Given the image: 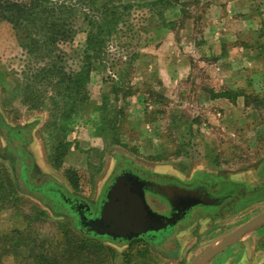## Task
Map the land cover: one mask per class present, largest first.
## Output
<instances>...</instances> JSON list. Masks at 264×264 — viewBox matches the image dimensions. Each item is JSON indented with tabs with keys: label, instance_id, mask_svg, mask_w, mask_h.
I'll return each mask as SVG.
<instances>
[{
	"label": "rangeland",
	"instance_id": "rangeland-1",
	"mask_svg": "<svg viewBox=\"0 0 264 264\" xmlns=\"http://www.w3.org/2000/svg\"><path fill=\"white\" fill-rule=\"evenodd\" d=\"M50 2L55 8L51 6L47 16L42 11L43 17L62 18L70 35L53 46L44 43L42 50L41 41L36 50L25 46L33 17L18 26L17 21L0 19V235L26 223L45 238H60L69 228L78 233L72 213L56 211L51 204L61 195L49 193L54 201L35 187L55 181L68 194L97 205L124 163L183 178L202 171L207 176L247 179L252 185L264 182V89L243 94L246 88L239 83L250 73L217 72L201 55L203 45L192 34L196 31L190 33L192 25L184 22L187 15L199 17L202 4L197 0ZM39 32L42 38L46 29L43 32L41 26ZM96 38L103 43L96 44ZM186 54L198 69L183 70ZM76 78L82 81L81 86L76 84L79 94L87 96L84 100L73 99ZM17 127L24 129L25 143L13 135L11 128ZM60 142L69 143L64 155ZM19 147L24 148L21 159L25 155L30 168L27 185L19 175ZM4 168L14 187L9 186ZM262 211L264 202L250 205L242 216L217 223L214 227L219 230L199 235L209 224L200 221L197 232H174L160 247L143 238L107 242L116 250L108 261L190 264L203 246ZM166 232L170 231L162 235ZM244 255L247 263L254 264L251 249Z\"/></svg>",
	"mask_w": 264,
	"mask_h": 264
},
{
	"label": "crops",
	"instance_id": "crops-1",
	"mask_svg": "<svg viewBox=\"0 0 264 264\" xmlns=\"http://www.w3.org/2000/svg\"><path fill=\"white\" fill-rule=\"evenodd\" d=\"M197 2L203 5L204 10L199 17L187 15L184 24L192 25L188 27L190 33L196 31L192 34L198 39L197 44L203 45L201 55L208 59V63L214 64L217 72L223 69L229 75L250 73L248 80L244 79L242 83H239L242 85L240 87L246 88L243 94H259L256 89H264V0H197ZM178 10L182 13V9ZM186 56L188 61L187 64H183V70L188 73L192 69H198L197 64L191 63L189 55L186 54ZM247 210L248 208L228 219H236ZM260 213H255L243 224ZM219 222L222 221H214L200 230L197 228L198 234L219 230L214 227ZM28 225L26 223L19 228L24 229ZM237 226L231 232L240 227ZM195 231L196 229L192 228L185 233L191 234ZM209 233L207 235H210ZM214 244L203 246L199 253ZM247 249H251L253 253L250 259L254 264H264V261L260 262V259L264 257V221L239 234L231 243L225 245L202 264H249L244 255ZM13 260L19 264L15 256L5 255L2 258V264L13 263Z\"/></svg>",
	"mask_w": 264,
	"mask_h": 264
},
{
	"label": "trees",
	"instance_id": "trees-1",
	"mask_svg": "<svg viewBox=\"0 0 264 264\" xmlns=\"http://www.w3.org/2000/svg\"><path fill=\"white\" fill-rule=\"evenodd\" d=\"M51 6H53L52 8H55L50 0H31V2L22 0H0V19L2 18L1 16H3L9 21H17L16 26H18L19 24H22L24 20L33 17V27L30 29L31 31L26 34L24 33L25 46L31 50H36L41 41L42 44L40 45V50H42L44 49L42 48L44 43L53 46L59 40L67 38L70 35V30L67 27L68 22L66 25V23L63 22L62 18L56 17L55 12H52L51 15L55 16L56 19L49 16L46 17L48 15L47 12L51 10ZM42 11H46V18L43 17ZM41 26L43 32L46 29V32H44L45 36L42 35V38L39 32ZM94 41L96 42V44L103 43V40H101L100 38H96ZM76 82L79 83V86L82 85L81 79L76 78L73 99L75 101H77L78 99H86L87 96L85 95V93L79 94L80 92L78 90L80 89ZM11 129L14 130L12 131V133L15 138L18 140L23 139V143H25L22 132V130L24 129L22 127ZM59 147H61L62 149L61 155H64V150L67 151L69 143L60 142ZM8 151L10 153L14 152V150L12 149H8ZM23 152L24 148H17L18 158H20L21 172H24L25 167H29V165H27L24 160L21 159ZM24 157L26 156L24 155ZM16 163L17 162L13 163L15 167ZM4 171L7 173L6 180L9 183V186L14 187L15 183L12 175L6 168H4ZM70 178L74 180L75 175H71ZM29 186H31V184H29ZM35 188L42 191L45 190L43 192L44 195L48 194V192L55 193L47 185H40ZM14 190H12V194L15 193ZM50 196L54 200L53 195ZM6 197L7 196L5 194L2 199ZM51 204L56 211H62L68 214L72 213L68 205H66L62 199H56V202ZM76 228L78 229V233H76L72 228H69L63 231L62 237L60 238L42 237L41 234L33 230V227L30 224L24 229L17 228L11 230L10 232L4 233L0 235V264H2V258L5 255L15 256L19 264H112L108 260H110L109 258L113 256L116 250L112 245L107 244V242L113 244L129 242L125 240L121 241L117 239L98 236L92 233H87L84 228H81L79 226H76ZM171 234V232H169V234L168 232H166L165 234H163V238L160 236L155 239H153L152 237L148 238L147 235L146 237H143V239L146 240L147 238V242L152 243L156 247H160L162 246V242L166 240V238L171 236ZM160 235H162V233H160ZM171 251H166L164 253H166V255H170ZM110 253L112 254L110 255ZM172 253H174V251H172Z\"/></svg>",
	"mask_w": 264,
	"mask_h": 264
},
{
	"label": "water",
	"instance_id": "water-1",
	"mask_svg": "<svg viewBox=\"0 0 264 264\" xmlns=\"http://www.w3.org/2000/svg\"><path fill=\"white\" fill-rule=\"evenodd\" d=\"M148 186L154 187L157 192L164 195L172 203L175 211L164 214L154 209L147 200ZM49 188L60 194L70 211L78 215L77 227L84 228L87 233L121 241H131L146 237L152 232L166 231L169 226L176 225L187 210L217 202V199L200 189L157 184L133 172H124L112 178L104 191L98 213L93 215L95 210L89 201L79 196H71L58 185ZM263 221L264 211L198 253L191 264L206 262L239 234Z\"/></svg>",
	"mask_w": 264,
	"mask_h": 264
},
{
	"label": "flooded vegetation",
	"instance_id": "flooded-vegetation-1",
	"mask_svg": "<svg viewBox=\"0 0 264 264\" xmlns=\"http://www.w3.org/2000/svg\"><path fill=\"white\" fill-rule=\"evenodd\" d=\"M29 171L30 168L25 167L24 172H21L22 175L20 173V178L25 185H27L26 182H29ZM124 172H133L139 175L141 178L157 184L200 189L204 193H209L212 198L217 199L216 203L202 204L199 206H195L190 210H187L176 225L169 226L167 228L166 231L169 230L172 234L174 232L188 231L192 228H195V226L200 221H206L209 222V224L218 220L223 221L228 217L235 216L239 212L246 210L250 205L264 202V182L258 185H252L247 179H237L227 176H207L204 175L202 171H195V173L191 177L183 178L178 175L169 173L157 174L133 163H124L122 164V166H119L117 169V173H115L114 176ZM261 173H263L262 175L264 176V171H262ZM40 185L54 187L57 185V183L55 181L45 180L40 182ZM44 191L45 190H43L41 193H43ZM49 193L51 192H48V194ZM146 196L150 205L159 212L170 214L175 211L172 203H170V201L164 195L157 192L154 187L148 186L146 188ZM100 202L101 198L99 199V201H97V205H92L93 209L95 210L93 215H96L98 213ZM70 217H72L76 225L78 215L72 213ZM163 231L157 233H149L148 238H158L161 236L160 233H162ZM161 237L163 238L164 236L162 235ZM146 240L148 239L146 238Z\"/></svg>",
	"mask_w": 264,
	"mask_h": 264
}]
</instances>
